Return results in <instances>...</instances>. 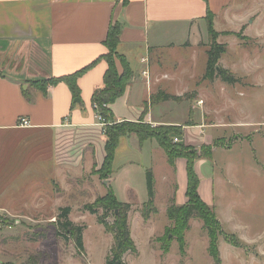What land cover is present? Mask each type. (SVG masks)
I'll use <instances>...</instances> for the list:
<instances>
[{"label": "crops", "instance_id": "1", "mask_svg": "<svg viewBox=\"0 0 264 264\" xmlns=\"http://www.w3.org/2000/svg\"><path fill=\"white\" fill-rule=\"evenodd\" d=\"M127 1L124 5L122 0H0L1 215L34 221L41 212L69 208L65 196L69 198L72 178L91 174L94 165L103 163L107 139L96 121L92 98L103 86L107 63L97 61L80 77L79 102L64 83L47 87L45 93L32 84L74 74L107 54L104 42L110 25L121 27L117 51L133 76L125 95L109 106L113 121L143 120L153 128L179 126L186 146L201 147L211 138L203 135H207L205 124L190 119L198 108L191 107L189 121L182 124L166 118L167 109L177 101L153 105L151 99L162 93L169 97L191 93L204 74H197V66L192 67L179 52L189 49L196 58L200 41L208 36L207 11L214 15L213 24L220 17L230 20L236 14L231 10L235 0ZM118 70L122 71L120 64ZM22 119L28 127L20 125ZM115 152L111 177L98 180L102 196L109 188L118 199L113 185L119 183V173L129 168L153 171L158 152L168 166L158 142L139 144L134 134L121 138ZM185 164L179 158L175 170L168 166L167 202L174 193L176 203L183 190L185 196ZM177 166L184 171L177 174ZM123 180L122 188L129 193L134 184ZM129 201L127 196L120 202L132 205Z\"/></svg>", "mask_w": 264, "mask_h": 264}, {"label": "rangeland", "instance_id": "2", "mask_svg": "<svg viewBox=\"0 0 264 264\" xmlns=\"http://www.w3.org/2000/svg\"><path fill=\"white\" fill-rule=\"evenodd\" d=\"M231 10L236 14L230 15V20L223 17L215 20L214 29L218 32L217 41L227 46L219 66L239 82L228 85L220 78L212 82L203 79L207 65L204 49L207 50L210 42L206 35L200 41L201 53L197 52L196 58L189 49L179 52L192 67L197 66L194 68L197 74L204 75L192 86L191 93L167 109L166 118L184 124L189 121V109L198 108L195 118L190 119L205 124L203 130L207 135H203L208 139L211 136L201 147L183 145L192 158L208 150L212 152L211 158L195 161L201 182L199 195L215 210L223 232L233 236L238 244L235 247L233 240L219 238L221 264H264V0H235ZM172 137L173 143L182 145L181 136L172 134ZM175 138L179 141L175 142ZM154 158L157 164L153 171L129 168L127 173H119V183L113 185L118 200L125 202L128 196L132 203L129 224L137 253L126 255L125 262L215 264L208 253L207 234L196 219L188 223L189 230L183 234L184 254L180 253L166 211L169 183L165 179L169 169L163 164L161 153ZM101 165H94L91 174L72 178L69 201L65 196L66 204L71 207L70 220L83 229L81 254L71 239L56 236L58 210L41 212L34 221L0 214V264H105L114 244L113 237L98 224V216L83 210L85 204L102 196L98 180L111 177L106 172L100 177ZM178 170L184 171L177 166V174ZM148 172L153 176L156 210L146 221L140 209L149 200ZM123 179L134 184L130 194L122 188L126 183ZM179 195L176 205L183 206L184 190ZM106 222L111 224L113 219L109 217Z\"/></svg>", "mask_w": 264, "mask_h": 264}, {"label": "trees", "instance_id": "3", "mask_svg": "<svg viewBox=\"0 0 264 264\" xmlns=\"http://www.w3.org/2000/svg\"><path fill=\"white\" fill-rule=\"evenodd\" d=\"M123 4L128 3L127 0H122ZM205 18L208 36L210 39L209 47L206 50L207 65L205 70L204 80L214 81L216 78H220L223 83L228 85H234L239 80L230 72L224 70L219 66L220 58L226 53L227 46L217 41L218 32L214 29V15L208 10ZM121 27L119 24L110 25L108 30L107 38L104 42V46L108 52L104 56H101L95 63L89 65L86 68L81 69L79 72L74 74L46 81H35L32 86L37 87L43 93H45L47 87L55 86L59 83H64L68 86L70 93H72L74 100L81 98V93L78 88V80L88 70L95 66L97 61L103 60L107 63L108 68L104 74V82L101 88L94 91L92 98V106L94 108L95 115L102 116L103 122L106 127L103 128V135L106 137V143L104 151L106 153L101 169L98 171L100 177L103 176L102 172H106L107 175L112 174V164L115 157V150L119 145L120 139L127 137L128 135L134 134L139 144L147 140H155L159 146L166 153L167 164L175 170V162L177 159L185 160L186 165V181L187 187L185 196L187 202L183 206L176 205L175 197L170 199L166 208L167 218L174 226V238L179 244V251L183 255L185 249V241H183V234L189 230L188 223L191 219L200 221L203 225V229L207 234L209 240L208 253L212 257L215 264H221L220 255L218 251V241L221 236L226 240H233V246H237V242H234L233 236H227L222 229L215 210L208 206L202 200L198 194L200 186V180L195 171V161H199L203 158H211L212 152L208 150L203 154L192 158L187 155V149L185 146L177 143H173V135L181 136L179 127H165L153 129L150 125L145 123L143 120L139 123H116L113 121L112 113L110 110L111 104L117 99L125 95L126 87L132 79V72L129 68L128 62L120 55L117 51L118 44L120 42ZM118 64L122 66V71L118 70ZM183 97H169L166 94L153 97L151 104L156 105L158 102L166 101H181ZM158 129L164 131L158 133ZM179 140V139H178ZM173 143V144H172ZM103 180V179H102ZM108 180V179H104ZM147 188H148V202L140 209L141 216L144 220H148L151 217V213L155 212V191L154 181L151 172L147 173ZM83 210L89 214L98 216V224H101L105 228L106 232L111 234L113 237V246L106 257L105 264H127L125 262V256L128 254H136L137 246L134 243L129 224V217L132 211L131 204L121 203L108 188L107 193L96 199L93 203L85 204ZM71 208H61L58 210L56 218L57 225V237H63V239H71L76 246L79 254L84 251L83 244V229L77 227L70 220ZM112 218L113 222L109 224L106 222L107 218ZM236 241V240H235Z\"/></svg>", "mask_w": 264, "mask_h": 264}, {"label": "built area", "instance_id": "4", "mask_svg": "<svg viewBox=\"0 0 264 264\" xmlns=\"http://www.w3.org/2000/svg\"><path fill=\"white\" fill-rule=\"evenodd\" d=\"M143 74L146 75V72H145V73L143 72ZM198 104H199V103H198ZM94 108L98 109V107H94ZM96 121H97V123H99L101 126H103V128L106 127V124L103 122V118H102V116L96 114ZM20 125L23 126V127H28V126H29V125H28V121L25 120V119H22V120H21ZM174 141H175V142H178L179 140H178L177 138H175ZM0 227H1V225H0Z\"/></svg>", "mask_w": 264, "mask_h": 264}, {"label": "water", "instance_id": "5", "mask_svg": "<svg viewBox=\"0 0 264 264\" xmlns=\"http://www.w3.org/2000/svg\"><path fill=\"white\" fill-rule=\"evenodd\" d=\"M76 102H79V100H76Z\"/></svg>", "mask_w": 264, "mask_h": 264}]
</instances>
